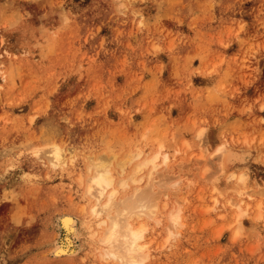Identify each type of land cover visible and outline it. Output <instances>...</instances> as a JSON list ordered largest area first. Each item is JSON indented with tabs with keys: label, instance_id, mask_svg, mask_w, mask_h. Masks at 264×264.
<instances>
[{
	"label": "rangeland",
	"instance_id": "374dc122",
	"mask_svg": "<svg viewBox=\"0 0 264 264\" xmlns=\"http://www.w3.org/2000/svg\"><path fill=\"white\" fill-rule=\"evenodd\" d=\"M96 161L153 204L131 219L144 264H264V0H0V264H122L89 213Z\"/></svg>",
	"mask_w": 264,
	"mask_h": 264
},
{
	"label": "bare ground",
	"instance_id": "6f19581e",
	"mask_svg": "<svg viewBox=\"0 0 264 264\" xmlns=\"http://www.w3.org/2000/svg\"><path fill=\"white\" fill-rule=\"evenodd\" d=\"M161 146L162 145H159V148H161ZM57 149H59L58 154H57ZM218 149H220L221 151H217ZM224 150H225V148H223V146H219L216 148V151L220 152L222 155H224L223 154ZM49 153H50L49 165L53 169L61 168L62 165H64L69 158V155L63 154L62 149L60 147H58L57 145H52L49 148ZM142 154H143V151H137L135 153L128 154L124 158V160L119 164L120 168H122L124 164L132 161L134 158H138ZM160 155H161V157L163 156V161L165 162L167 157H166V155H162V153L160 151H156L148 157L144 156V158H142L134 166L132 172L130 173V176L128 177V180L131 182H133V181L135 182V181L140 180L141 177H139V175L145 168L148 170V173L151 174L152 171L155 170L156 167L159 165L158 158L160 157ZM100 162L110 165V163L106 162V161H100ZM90 165L92 168V172H91V174L88 177V180L86 182L85 192H86V195L88 196V198L90 200H92V204H91V206H89L90 207L89 208L90 216L93 219H95L97 225H102L101 226L102 227L101 232H100L99 237H98L99 242L102 244V247H101L102 248V257H107L109 259L112 258V260L115 259L117 261L122 262V264L123 263L125 264V257H124V255H122V249L124 248L125 245H127L128 248L131 249L132 244L134 243L136 249H143V252L137 251L131 257H129V259L134 260L137 258V256H139L141 259L144 260V263H145L146 259L149 257V252L147 251L148 247H149V243H148V241L146 242V240H145V232L147 231V227H146L145 223H143V222L139 223L140 219L138 221V224L137 223L134 224L131 219L133 216H136L137 217L136 219L141 218V216L142 217L143 216L152 217L154 211L153 210L151 211V207L153 206V204L149 201V199H146L140 195L142 193L144 194L143 191H141V192L139 191L140 194H138V191H137V193H135L133 197H139V198L135 200L134 207L131 208V210L129 208H121V210H120L121 221H116L114 218V215H109L106 211H104L102 209H103V204L108 203L107 196L111 194V191L117 192V187H115L111 190H107L105 193V196L100 197V195H99L100 185L92 183V181L98 180L99 177H98L96 169L94 167V162ZM238 179L243 181L242 176H239ZM120 182H122V184L124 186L128 184L127 180H121ZM90 188L92 189L91 192H89ZM132 193H134V192H132ZM239 194H241V193L239 192ZM124 197H126V196H124ZM115 199H116V197H115ZM228 202L231 206H236V207H240L243 204H245V205L247 204V202H245L244 197H239L238 199H236L234 201L232 200V201H228ZM257 207L259 208L260 205L257 204ZM245 211H246L245 209H241L240 212L238 213L237 217H239ZM260 217H261V215L259 214L257 216V218H260ZM174 218H178V216L176 214H174L171 218L172 225L175 226V224L177 223V219H174ZM58 219H59L61 227L65 231V239L58 241V244H55L56 246L52 252V253H54L55 256H60L62 254L68 253L69 247H71L70 245H71L73 236H75V234L77 233V228L75 226L76 218L72 214H68V213L64 214L63 213L60 216V218L58 217ZM125 219H126V223H121ZM144 220H146V219H144ZM134 222H135V220H134ZM118 224H120L121 226L117 227ZM114 227L116 228L115 232L113 231ZM98 229H100V228H98ZM134 233L138 234L140 238L136 239L133 236ZM125 236H128V238H129L127 241L124 239ZM58 237H60V236H58ZM69 252L71 253V250ZM98 252H99V250H98Z\"/></svg>",
	"mask_w": 264,
	"mask_h": 264
},
{
	"label": "snow or ice",
	"instance_id": "6c2138e0",
	"mask_svg": "<svg viewBox=\"0 0 264 264\" xmlns=\"http://www.w3.org/2000/svg\"><path fill=\"white\" fill-rule=\"evenodd\" d=\"M217 151H221V150L218 149ZM224 151L226 152V150ZM58 153H59V149H57V154ZM34 155H39V151L34 153ZM94 167L96 169L99 179L92 181V183L100 185V192H99L100 197H104L107 190H111L117 186L124 187L122 182H120L117 179V176L113 174L112 171L109 170L110 169L109 164L96 161L94 162ZM91 191L92 189L90 188L89 192ZM140 195L146 196L147 194L142 193ZM116 196H117V192L111 191V194L107 196L108 203L103 204L102 210L106 211L109 215H114L116 221H121V214H120L121 208H129L131 210V208L134 207L135 200L138 199L139 197L126 196L124 199L117 200L115 199ZM174 219L178 220V218H174ZM121 223H126V219ZM119 226L121 225L118 224L117 227ZM113 231L114 232L116 231L115 227L113 228ZM133 236L136 239L140 238L139 235L135 233L133 234ZM170 238H171V234H170ZM124 239L127 241L129 238L128 236H125ZM137 251L143 252V249H136L134 243L132 244L131 249H129L127 245L124 246V248L122 249V255H124L125 257V264H144V260L141 259L139 256H137V258L134 260L129 259V257H131Z\"/></svg>",
	"mask_w": 264,
	"mask_h": 264
}]
</instances>
